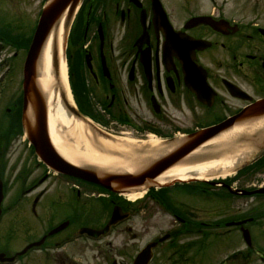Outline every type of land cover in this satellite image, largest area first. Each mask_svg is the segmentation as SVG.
<instances>
[{
	"label": "flooded vegetation",
	"instance_id": "1",
	"mask_svg": "<svg viewBox=\"0 0 264 264\" xmlns=\"http://www.w3.org/2000/svg\"><path fill=\"white\" fill-rule=\"evenodd\" d=\"M45 1L0 0V253L15 255L14 264H134L152 246L146 264L251 260L252 245L237 251L236 236L243 230L264 236V182H253L257 176L264 180V145L247 166L245 189L250 195L239 194L245 201L237 200L238 188L230 184H208L179 187L181 192L187 189L182 200L165 191L128 203L54 174L34 157L22 125L23 64ZM163 10L177 38L208 46L191 54L215 91L210 107L190 93L182 62L168 55ZM197 17H210L214 27L198 23ZM77 18L85 25V43L76 46L84 54L78 73L87 77L104 112L115 117L132 115L142 128H170L177 123L172 109L183 111L188 129L207 115L220 122L264 99V0H85ZM133 30L136 35L126 41ZM224 80L250 100L230 96ZM141 110L148 116L143 118ZM115 208L126 217L106 233L90 237L86 229H103ZM148 231L151 236H142ZM12 236H23L17 249L7 243ZM34 241L40 242L37 248L17 256Z\"/></svg>",
	"mask_w": 264,
	"mask_h": 264
},
{
	"label": "bare ground",
	"instance_id": "2",
	"mask_svg": "<svg viewBox=\"0 0 264 264\" xmlns=\"http://www.w3.org/2000/svg\"><path fill=\"white\" fill-rule=\"evenodd\" d=\"M57 37L59 41L57 46L59 60L57 76L60 84L66 85V67L64 59L62 58V48L60 45V40L62 37L61 24L58 28V32L51 34L48 41L46 42L39 64V73L42 76V79H40V85L46 92L48 98V127L52 144L56 150L70 162H81L101 168H114L117 165H123L124 169L130 170L129 168H132L135 163V159L132 157V153H130V151L134 152L135 148L132 144L135 142H126L127 140H123L121 142H111L106 140L101 141L99 144L100 149L107 150L104 151V153H98L99 151L92 147L93 143L92 140H90L91 135L93 138L92 128L87 124L78 122L75 123V121H73L70 116L65 113L59 98L56 97L53 92L51 93V75H53V72L51 70L50 52L52 48L51 46ZM65 92L68 104L72 105L68 91L66 90ZM71 120L72 123L70 122ZM261 128V122L254 126H239L215 137L186 156L180 164L161 174L156 179V183L163 184L173 178L185 181L210 180L216 177L226 176L231 170H233V168L241 164L245 159L249 158L251 153L255 151V148L252 149L250 146L242 148L243 145L237 144L239 138L241 136L248 135L246 133L251 134L257 130L262 131L263 129ZM64 129L67 136V141L69 140V137H71L73 140H78V144L81 143L83 145L82 152L80 149V151H77L66 145V139L64 137L62 138L60 133V131H64ZM89 134L91 135L89 136ZM152 144H156V141H154ZM126 146L127 148H125ZM156 151L159 150L154 148L152 149V152ZM207 151L212 152L211 154H218L221 158L212 160L210 157H205L208 155ZM227 151H229V153ZM78 152L81 154H78ZM111 154H115L117 157L114 155L112 156ZM122 155L124 156L122 157ZM142 196L143 193L129 194L126 195V199L129 201H134L141 198Z\"/></svg>",
	"mask_w": 264,
	"mask_h": 264
},
{
	"label": "water",
	"instance_id": "3",
	"mask_svg": "<svg viewBox=\"0 0 264 264\" xmlns=\"http://www.w3.org/2000/svg\"><path fill=\"white\" fill-rule=\"evenodd\" d=\"M78 2L79 0H50L42 11L31 45L29 47V52L24 67V114L26 115V118L24 117V119H26L25 122L28 124V130L32 137L35 136V127H32L31 124L35 126V121L32 122L28 116V110L30 106L34 110L33 111L30 109L33 114H35V119H37V116L39 115L36 113L37 111L43 114L41 115V118L44 116V99L42 94L40 95V89L37 87V85H35L38 59L46 39L53 30L57 29L63 16H65L64 29H66L68 21L70 20L71 15L74 13ZM52 56L53 64L56 68L57 61L55 51L53 52ZM71 111L73 110L71 109ZM263 116L264 101L249 107L240 114L228 119L220 125L203 130L186 138L185 140H182L178 146L170 148L164 154L159 155L160 157L158 158L156 157L154 159H146L145 161H142L134 172H110L94 167L86 168L71 165L54 150V147H52L46 135L45 137L40 138L38 142L34 140L33 144L35 145L36 151L40 158L51 169L62 174L96 183L112 192L122 193L130 192L140 188L141 186L149 185L150 182L158 175L163 173L171 166H174L184 160L189 153L200 147L205 142L213 139L223 132L230 130L231 128H234L235 126L243 125L253 119H260ZM41 121L42 122L40 123L39 128L43 129L45 134V120L42 118ZM114 222L115 219L113 218L110 223Z\"/></svg>",
	"mask_w": 264,
	"mask_h": 264
},
{
	"label": "rangeland",
	"instance_id": "4",
	"mask_svg": "<svg viewBox=\"0 0 264 264\" xmlns=\"http://www.w3.org/2000/svg\"><path fill=\"white\" fill-rule=\"evenodd\" d=\"M77 28V27H76ZM119 30H121V28H119ZM81 33H82V31H81ZM81 33H80V31H79V27L77 28V31H76V35L77 34H80L81 35ZM136 30H133L131 33H130V37L126 40V41H128V40H130V39H132L135 35H136ZM66 36H67V33H63V35H62V37H61V40H60V45H61V48L63 49L62 50V58H64V54L66 53V51H65V49H64V47H65V41H66ZM81 40H77V41H75V44L76 45H78V42H80ZM58 43H59V41H58V38L56 39V46H58ZM74 43V42H73ZM85 43V41H83V42H81V44L79 45V47H82V45ZM75 46L74 45H72L71 46V48H70V50H71V52L74 50L73 48H74ZM68 50H69V48H68ZM115 51H116V49H115ZM96 52H97V49H96ZM65 56H66V54H65ZM212 70V69H211ZM66 72H68V67L66 66ZM55 79V77L53 76V75H51V81H52V87H51V91H53L57 96H58V98H59V100H60V102H61V104H62V106H63V108H64V111H65V113H67L68 114V112H66V109H65V107H64V105H63V102H62V95L64 94V96H66V87H65V85L63 84V85H61L60 84V89L58 88L59 86H58V82H57V80H54ZM66 80H67V78H66ZM67 87H68V85H67ZM63 93V94H62ZM71 99H72V97H71ZM88 100V99H87ZM89 101V100H88ZM72 103H73V100H72ZM73 105H74V103H73ZM97 107V106H96ZM142 112L140 113L141 115H142V117L143 118H145V117H147L148 116V114H147V112H143V110H141ZM170 111H172L171 113H173V115H174V117H172L174 120H176L177 121V123H175V126L176 127H172V128H161V127H157L156 128V130H154V129H152V130H154V131H156V132H162V133H168V134H170L171 133V131H175V130H179L180 132H183V131H185V130H187L186 129V127H187V125L189 124V126H190V121H188V119L187 118H184V116L182 115L183 113V111H178V113H175L176 111H173L172 109H170ZM102 114V117H105V115H104V113H101ZM132 114H133V112H132ZM99 117H101L100 115H98ZM70 118L73 120V121H75V123H82V124H84V122H82V121H80V120H78L77 118H75L74 116H71L70 115ZM72 120L70 121L71 123H72ZM103 120L104 121H106V118H103ZM136 121V120H135ZM107 122V124L108 125H106L107 126V128L106 129H101V131H100V134L97 132V133H94L93 132V138H92V135L91 134H89V136H90V140H92V143H93V148L94 149H96L97 151H99L98 153H104V151H106L107 149H105V150H103V149H100V142L101 141H113V139H111L110 137H107L106 136V138H105V132L106 133H109L110 135H113L114 137H116V138H118L119 140L117 141V142H121V141H123V140H127L126 142H128V141H132V143L133 142H135V143H133L132 145L133 146H135V149H136V151L135 152H137V150L139 151V152H142L143 151V148L141 147V146H145L146 144H148V143H153L154 141H156V144H158V143H160V141H161V139L159 138V137H157V136H155V135H153V134H148V136H139L138 134H136L135 133V131L134 130H132L131 128H128V127H118L114 122L113 123H111V121L109 120V121H106ZM95 126V125H94ZM188 129H190V128H188ZM117 131H121L120 133H118ZM60 133H61V136H62V138L64 137L65 139L67 138V136H66V133H65V129H64V131L63 130H61L60 131ZM88 134V133H87ZM85 140H86V138H85ZM116 140V139H115ZM139 140H141L142 141V144H141V142H139V143H137V141H139ZM86 142H87V140H86ZM110 142V143H111ZM66 145H68L69 147H71L72 149H75V150H77V151H80L81 150V152L83 151V149H82V144L80 143V144H78L79 142H78V140H76V139H74L73 140V138H71V137H69V140L67 141V139H66ZM123 144H125V143H123ZM136 144V145H135ZM156 144H154V145H156ZM162 147V146H161ZM125 148H127V146L125 147ZM80 149V150H79ZM135 152H132V151H130V153H135ZM130 153H127V154H130ZM78 154H81L80 152H78ZM80 156V155H79ZM246 163V162H245ZM135 164V163H134ZM124 167H123V165H117L116 167H114V168H109V169H113V170H119V169H123ZM133 169V168H132ZM231 176V178H232V176H233V173H231V174H229V175H226V176H222L223 178H227V179H229V177ZM218 177H216V179L214 178L213 180H218L217 179ZM256 179H258V182H255V181H253L255 184H257V185H261L263 182H264V180H262V178L260 177V176H257V178ZM219 180H220V178H219ZM233 180H236L234 183H233V186H235V187H237V188H244L247 184H248V181H247V179L245 178V175L244 176H241V177H239V178H237V179H233ZM215 181V182H216ZM192 182H195V183H190L191 185H193V184H196V185H201V183H202V180L200 181H192ZM201 182V183H200ZM175 192V191H174ZM185 193L184 192H179V193H177V195L176 194H174V196L176 197V199H178L179 197L180 198H184L185 197V195H184ZM178 196V197H177ZM115 198V197H114ZM179 198V199H180ZM115 199H117V198H115ZM178 199V200H179ZM242 201V200H241ZM245 201V200H244ZM162 225V222L161 221H158V223L156 224V227L157 228H159V226H161ZM15 230H18V233H24V231L22 230V229H20V228H16V229H14V231ZM14 231L12 230V233L14 234ZM158 232H159V230H158ZM142 236H151V233H150V231H148V232H146L145 234H142ZM33 237V236H32ZM31 236H28V237H26V239H33ZM37 239V238H36ZM236 240H237V242H238V245L240 244V240H239V238H238V236H236ZM252 240H253V244L255 245V246H257L259 249H262V250H264V236H252ZM7 243H8V245L12 248V249H17L19 246H20V244H21V242L18 240V238H15L14 236H12V237H10L9 239H7ZM240 246V245H239ZM239 248H242V245H241V247H239ZM260 251H258V253H259ZM255 257V256H254ZM260 257V258H259ZM257 256L256 255V259L255 258H253V260H252V264H264V252L263 253H260V256ZM223 258V256L222 257H220V260ZM260 259H262V260H260ZM243 262V261H242ZM241 261H239V263H242Z\"/></svg>",
	"mask_w": 264,
	"mask_h": 264
}]
</instances>
